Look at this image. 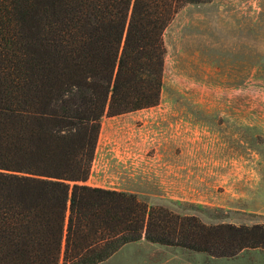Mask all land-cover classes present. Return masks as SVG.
I'll list each match as a JSON object with an SVG mask.
<instances>
[{"label":"trees","instance_id":"obj_1","mask_svg":"<svg viewBox=\"0 0 264 264\" xmlns=\"http://www.w3.org/2000/svg\"><path fill=\"white\" fill-rule=\"evenodd\" d=\"M211 0H0V264H99L145 238L232 258L264 224H206L87 183L104 115L159 103L164 31Z\"/></svg>","mask_w":264,"mask_h":264},{"label":"rangeland","instance_id":"obj_2","mask_svg":"<svg viewBox=\"0 0 264 264\" xmlns=\"http://www.w3.org/2000/svg\"><path fill=\"white\" fill-rule=\"evenodd\" d=\"M164 42L159 103L104 115L87 183L113 185L140 165L155 176L139 195L151 205L206 224H264V0L189 4ZM159 173L167 185H159ZM194 256L206 264H264L259 249L238 258Z\"/></svg>","mask_w":264,"mask_h":264},{"label":"crops","instance_id":"obj_3","mask_svg":"<svg viewBox=\"0 0 264 264\" xmlns=\"http://www.w3.org/2000/svg\"><path fill=\"white\" fill-rule=\"evenodd\" d=\"M150 169L151 168L135 165L132 171L127 175L126 177L127 180L121 175H119L117 177V181L112 182L113 185L110 186L99 185V186L112 188L119 191L136 193L138 195L144 194L149 191L144 190L143 187L150 186L151 182L149 181H152L155 178V176L152 175L153 173H149L151 172ZM155 171L157 172V174L158 172H160V170L158 171V169H156ZM159 176L161 181L160 182L161 184L159 183V185L160 186L167 185L168 184L167 180L169 179L168 175L159 173ZM125 182H127V184L129 185L128 188L121 187ZM89 184H91L90 181ZM258 249L264 252L263 248H249L243 250L239 255L235 256V258H238L239 256L243 255L246 251L258 250ZM194 253L206 254L210 257H213V259L216 258L205 252H198L178 246H167L156 242H151L145 238L125 244L112 256L113 257L115 256L113 259L116 258L115 259L116 262H114V264H206L205 262H202L200 259L195 258V256H199V255H195L193 257L195 259L191 258L190 256H192V254Z\"/></svg>","mask_w":264,"mask_h":264}]
</instances>
